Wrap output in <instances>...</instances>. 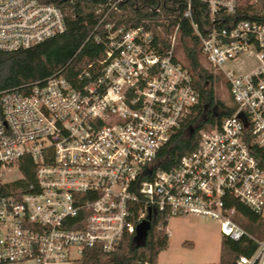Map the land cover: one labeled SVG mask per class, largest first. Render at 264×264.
<instances>
[{"label": "built area", "instance_id": "2783aa9c", "mask_svg": "<svg viewBox=\"0 0 264 264\" xmlns=\"http://www.w3.org/2000/svg\"><path fill=\"white\" fill-rule=\"evenodd\" d=\"M193 1L205 5L209 25L193 19ZM257 1L185 0L181 18L207 67L224 78L233 110L199 130L194 149L172 168H158L157 154L199 101L175 55L178 24L163 48L152 25L108 20L122 0H107L86 39L103 44L102 58L71 77L60 69L0 91V177L9 185L0 195V264L79 263L85 248L111 252L145 220L156 217L167 231L172 216L184 215L218 221L224 238H250L254 252L234 264H264V237L249 235L232 205L264 222V22L235 16ZM156 21L158 29L169 23ZM65 29L54 3L0 0V51L30 48ZM26 157L33 180L17 184ZM7 172L15 175L5 179Z\"/></svg>", "mask_w": 264, "mask_h": 264}, {"label": "trees", "instance_id": "16d2710c", "mask_svg": "<svg viewBox=\"0 0 264 264\" xmlns=\"http://www.w3.org/2000/svg\"><path fill=\"white\" fill-rule=\"evenodd\" d=\"M54 3L64 13L66 29L63 33L49 38L30 48L5 52L0 51V91L22 89L37 80L63 69L66 77H71L92 62L103 57V44L87 37L94 29L102 13L97 12L100 4L107 0H40ZM185 0H122L119 11H112L109 19L117 18V23L126 27L139 24L152 25L162 34L161 46L167 48V34L178 24V44L182 53V62L193 78V86L198 92L199 101L192 114L159 150L155 165L168 169L177 165L182 155L189 153L197 144L199 130L213 128L221 119L230 114L232 105L215 95L216 83L221 74L214 73L202 60L199 39L194 33L188 19L181 18L185 10ZM192 16L200 27L209 25L204 4L192 3ZM241 19L264 22V0L256 4L239 6L235 15ZM167 18L169 23L156 20ZM99 27L95 33H100ZM2 116L0 106V118ZM23 176L15 181L25 185L33 180V164L25 158L19 164ZM9 185L1 182L0 195L9 191ZM237 209L234 220L254 238L264 237V222L257 214L240 202H233ZM158 219L153 217L147 234L136 240L135 236L126 234L116 248L108 253L100 247L85 248L79 259L80 264H158L159 253L167 248L168 232L157 227ZM186 243V242H185ZM256 244L248 237L238 241L223 238L220 243L219 264H234L239 255L250 256Z\"/></svg>", "mask_w": 264, "mask_h": 264}, {"label": "rangeland", "instance_id": "374dc122", "mask_svg": "<svg viewBox=\"0 0 264 264\" xmlns=\"http://www.w3.org/2000/svg\"><path fill=\"white\" fill-rule=\"evenodd\" d=\"M178 41L177 37L175 55L182 61ZM202 60L206 64L205 59ZM249 63V59H245L238 68L243 70ZM215 95L231 104L229 89L222 76L216 83ZM14 175L7 172L5 179ZM167 232L168 245L159 253L158 264H219L220 243L224 237L218 221L197 215L172 216L167 223Z\"/></svg>", "mask_w": 264, "mask_h": 264}, {"label": "water", "instance_id": "95a60500", "mask_svg": "<svg viewBox=\"0 0 264 264\" xmlns=\"http://www.w3.org/2000/svg\"><path fill=\"white\" fill-rule=\"evenodd\" d=\"M151 223L149 220H145L137 226L135 239L139 240L143 238L149 230Z\"/></svg>", "mask_w": 264, "mask_h": 264}, {"label": "crops", "instance_id": "0c3cea01", "mask_svg": "<svg viewBox=\"0 0 264 264\" xmlns=\"http://www.w3.org/2000/svg\"><path fill=\"white\" fill-rule=\"evenodd\" d=\"M169 237V236H168ZM18 264H35L34 262H22V263H18ZM58 264H80V263H58Z\"/></svg>", "mask_w": 264, "mask_h": 264}]
</instances>
